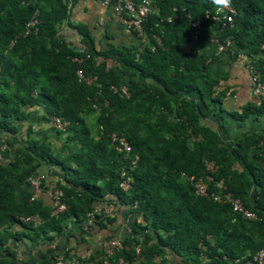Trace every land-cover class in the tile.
<instances>
[{
  "label": "trees",
  "instance_id": "16d2710c",
  "mask_svg": "<svg viewBox=\"0 0 264 264\" xmlns=\"http://www.w3.org/2000/svg\"><path fill=\"white\" fill-rule=\"evenodd\" d=\"M75 1L0 0V136L16 145L14 156L0 159V264H19L11 239L25 235L86 241L94 227L115 220L103 213L87 226V212L110 202L127 208L131 222L111 261L246 264L264 246V126L233 138L220 131L229 86L222 85L226 75L213 73L211 37L231 38L230 56L253 57L264 81V0H231L236 14L225 30L205 17L216 10L212 0H154L158 11L143 23L142 35L133 33L138 42L121 45L99 42L87 25L71 22ZM36 11L39 29L24 34ZM200 17L201 33L191 42L190 21ZM67 28L80 38L67 39ZM80 67L92 82L79 78ZM121 85L128 94L115 90ZM33 103L44 108L47 122L68 120L64 130L54 128L58 139L65 135L59 147L32 136L31 125L17 132ZM227 112L241 119L264 116V97ZM113 134L129 141L130 153L119 149ZM206 160L218 165L210 181ZM43 165L50 169L42 171ZM122 168L133 176L128 190L119 185ZM183 172L206 179L211 191L226 185L258 217L199 195ZM37 173L45 187L55 182L63 189L66 209L58 215L43 199L16 196ZM33 213L43 216L38 227L21 218ZM57 252L48 248L39 264H52ZM104 257L96 247L79 264H104Z\"/></svg>",
  "mask_w": 264,
  "mask_h": 264
},
{
  "label": "crops",
  "instance_id": "0c3cea01",
  "mask_svg": "<svg viewBox=\"0 0 264 264\" xmlns=\"http://www.w3.org/2000/svg\"><path fill=\"white\" fill-rule=\"evenodd\" d=\"M70 21L73 23H81L87 25L90 30L94 32L99 42L105 43L106 41H113L117 45H121L123 42L135 43L138 42V36L128 34L124 31L121 22L113 12V9L107 5L101 4L96 0H76L71 10ZM65 35L69 40H77L80 38L78 32L72 28L65 30ZM214 58L211 57V67L213 73L217 76L226 75L222 81V85L229 86L227 95L223 98V106L227 111H235L240 109L243 105L251 100L255 99L252 93V79L248 68L245 66L243 58L239 57L235 59L230 56L229 51L214 53ZM223 112V118L225 120L223 128L220 130L226 136V138H233L246 131L261 129L264 126V116L257 117L256 115H250L244 119L236 118L229 112ZM26 118L17 121L18 131L25 132V128L29 125L32 127V136H36L38 139L44 141H53L56 147H59L65 138L58 139L55 134V129L52 123L47 122L42 118L44 114V108L37 103L29 106L26 109ZM222 118V117H221ZM16 121V120H15ZM211 121L215 125L214 121ZM3 141L5 144L3 146ZM74 145V144H73ZM72 145V146H73ZM4 152V158L9 159L14 156L16 145L8 143L3 136H0V150ZM42 171H48L50 168L43 165ZM33 192L31 184H23L18 190L16 196L18 198H26ZM38 198L43 199L45 203L51 206V198L46 193L38 194ZM115 211L112 212V216H115V220L109 223L106 228H99L96 226L91 232L86 235V241H79L80 237L68 238L65 235H59L51 242H46L42 238L38 240L31 239L28 236H23L21 239H11L12 247L16 252V257L19 264H39L44 252L51 247V243L57 242L58 247H70L73 248V252L84 251L88 248H104L103 239L106 237H120L122 238L130 230V217L127 212V208L115 205ZM77 228L74 221L71 225ZM17 231H22L20 225H14ZM13 230H15L13 228ZM76 231V230H75ZM78 231H76L77 233ZM91 233V234H90Z\"/></svg>",
  "mask_w": 264,
  "mask_h": 264
},
{
  "label": "built area",
  "instance_id": "2783aa9c",
  "mask_svg": "<svg viewBox=\"0 0 264 264\" xmlns=\"http://www.w3.org/2000/svg\"><path fill=\"white\" fill-rule=\"evenodd\" d=\"M104 5H111L115 15L118 17L121 22L123 29L128 34L136 33L137 35L143 34V23L148 20L150 14H153L158 11V6L155 4L154 0H96ZM177 12V8H175ZM236 14V10L231 4L230 7L224 9L222 12L213 10H207L205 17L211 18L214 23L220 24L222 30H225L229 24H233L234 16ZM173 16H169L168 20L171 21ZM202 21L203 18H198L196 20H191L190 24L194 30L191 42L198 40L199 35L202 29ZM38 11H36L31 17L30 21L26 25V29L24 34L30 33L32 30L37 31L39 29ZM157 40L159 43L162 42L161 35L157 36ZM212 45L215 47L214 53L230 51L232 52V39L227 38L224 41L220 39L219 36L212 35L211 37ZM81 47H84L82 43H79ZM264 47V43H263ZM238 57H241L245 61V66L248 68L251 79H252V93L256 97L262 98L264 97V81L260 78V69L254 63V59L251 56L246 54L239 53ZM78 60V58H74ZM2 65L0 64V74H1ZM78 76L80 79H86L88 82H92L94 77L86 76L83 68H78L77 70ZM115 90H122L124 93L128 94V89L126 85H121V87L114 86ZM68 124V120L63 119L60 116H54L52 125L54 128L64 130L66 125ZM113 137L116 141H118V147L121 150L126 151L127 153L131 152V145L129 141L125 137H117L113 134ZM5 141H3V146ZM135 156L131 160L132 168L137 165V158ZM4 158L2 153H0V159ZM207 167V181H210L214 178V173L217 171L218 165L213 160H206ZM183 175L186 180H188L191 184L194 185L196 189V193L199 195H205L208 198H212L213 200L220 203H229L232 205L233 209L243 216L247 218H256L258 217L256 212L247 208L245 204L242 203L240 198L234 197L233 193L227 191L226 185L220 184L221 189L218 191L209 190L208 182L203 177L196 178L194 175H187L183 172ZM43 174L37 173L34 176L29 177L30 184L33 188V192L28 196L29 201H33L38 197V194L46 193L51 198V206H52V214L58 215L60 212L66 209V203L62 200L61 196L64 194L62 188L58 187L55 182H50L49 186L45 187L42 184ZM133 183V176L129 172V169L122 168L120 173L119 185L123 190H128ZM97 204L92 210L87 212V226H93L96 221L100 218V215L111 214L115 211V204L111 203L106 205L104 208ZM22 220L26 222L32 223L34 226L40 225L43 222V216L40 213H33L29 215H25L21 217ZM51 247L54 249H58L54 261L52 264H79L83 259L87 258L93 248H88L84 251L79 252H69L67 250L59 249L57 242L51 243ZM123 247V242L120 237H112L108 239L104 243V264H136L137 260L134 259L132 261H128L127 259L120 257L116 261H111L110 257L115 254L116 249H120ZM140 245L137 246V253H140ZM246 264H264V246L259 249L256 254H254L253 259L246 262Z\"/></svg>",
  "mask_w": 264,
  "mask_h": 264
},
{
  "label": "clouds",
  "instance_id": "9594fccd",
  "mask_svg": "<svg viewBox=\"0 0 264 264\" xmlns=\"http://www.w3.org/2000/svg\"><path fill=\"white\" fill-rule=\"evenodd\" d=\"M212 3L215 5L217 11H220L222 12L224 9L230 7L231 5V0H212ZM109 7L112 8L111 5H107ZM113 9V8H112ZM114 12V11H113ZM255 96V95H254ZM255 98H259V97H256ZM260 99V98H259Z\"/></svg>",
  "mask_w": 264,
  "mask_h": 264
},
{
  "label": "rangeland",
  "instance_id": "374dc122",
  "mask_svg": "<svg viewBox=\"0 0 264 264\" xmlns=\"http://www.w3.org/2000/svg\"><path fill=\"white\" fill-rule=\"evenodd\" d=\"M58 149V148H57Z\"/></svg>",
  "mask_w": 264,
  "mask_h": 264
}]
</instances>
